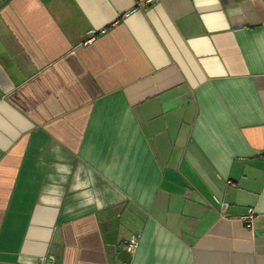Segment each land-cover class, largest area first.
Segmentation results:
<instances>
[{"label":"crops","instance_id":"crops-1","mask_svg":"<svg viewBox=\"0 0 264 264\" xmlns=\"http://www.w3.org/2000/svg\"><path fill=\"white\" fill-rule=\"evenodd\" d=\"M262 152L264 0H0V264H264Z\"/></svg>","mask_w":264,"mask_h":264},{"label":"clouds","instance_id":"clouds-1","mask_svg":"<svg viewBox=\"0 0 264 264\" xmlns=\"http://www.w3.org/2000/svg\"><path fill=\"white\" fill-rule=\"evenodd\" d=\"M59 170L60 171H67L68 169L65 166L63 168H60ZM92 183H95V181L93 180ZM77 187H87V184L85 183V184L77 186ZM78 198H83L82 203L79 205V207H86V206L93 204L94 202L96 203L98 208H101L103 206V202L101 200H99V199L94 200L92 195L87 191L80 193V197H78ZM72 210L73 209L71 208V206L67 209V211H72Z\"/></svg>","mask_w":264,"mask_h":264},{"label":"built area","instance_id":"built-area-1","mask_svg":"<svg viewBox=\"0 0 264 264\" xmlns=\"http://www.w3.org/2000/svg\"><path fill=\"white\" fill-rule=\"evenodd\" d=\"M151 1H152V0H146L147 3L151 2ZM93 33H94L93 30H89V31L87 32V37H86V39L83 41V43H87V42L92 38ZM262 154H264V152H262ZM223 206L225 207L226 205H223ZM242 218L244 219L246 225H248V226L251 225V222H252V219H253V211H252L251 209H248V210L245 212V214L242 215ZM44 259H45L44 256L40 257V261H42V260H44Z\"/></svg>","mask_w":264,"mask_h":264}]
</instances>
